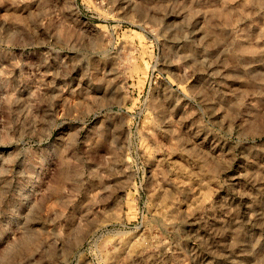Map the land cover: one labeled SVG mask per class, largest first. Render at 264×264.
<instances>
[{"label":"rangeland","instance_id":"rangeland-1","mask_svg":"<svg viewBox=\"0 0 264 264\" xmlns=\"http://www.w3.org/2000/svg\"><path fill=\"white\" fill-rule=\"evenodd\" d=\"M33 133L0 264H264V0H3L6 203Z\"/></svg>","mask_w":264,"mask_h":264},{"label":"clouds","instance_id":"clouds-1","mask_svg":"<svg viewBox=\"0 0 264 264\" xmlns=\"http://www.w3.org/2000/svg\"><path fill=\"white\" fill-rule=\"evenodd\" d=\"M2 2L3 0H0V3ZM11 2L15 3L16 0ZM32 135L35 134L28 135L27 139L24 136L20 137L25 144L20 150L24 158L21 160L23 172L19 174L24 178V182L13 194L11 201L6 203L5 198H0V235L11 231L13 221L19 217L21 207L27 203L28 194L25 188L29 183L40 181L47 174L54 165L63 143V133L58 134L55 140L45 137L32 139ZM20 140L17 143H20Z\"/></svg>","mask_w":264,"mask_h":264}]
</instances>
